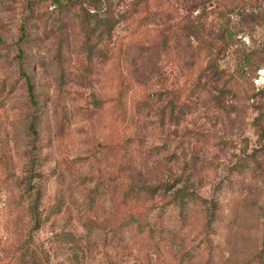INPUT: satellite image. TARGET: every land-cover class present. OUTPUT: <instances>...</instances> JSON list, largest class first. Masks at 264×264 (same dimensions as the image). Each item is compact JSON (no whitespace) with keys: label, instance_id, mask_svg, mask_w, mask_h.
Returning <instances> with one entry per match:
<instances>
[{"label":"rangeland","instance_id":"374dc122","mask_svg":"<svg viewBox=\"0 0 264 264\" xmlns=\"http://www.w3.org/2000/svg\"><path fill=\"white\" fill-rule=\"evenodd\" d=\"M0 264H264V0H0Z\"/></svg>","mask_w":264,"mask_h":264},{"label":"trees","instance_id":"16d2710c","mask_svg":"<svg viewBox=\"0 0 264 264\" xmlns=\"http://www.w3.org/2000/svg\"><path fill=\"white\" fill-rule=\"evenodd\" d=\"M20 52V51H19ZM20 54H21V52H20ZM31 126V125H30ZM30 131L32 132V133H34V131H33V128H30ZM132 226H134V228L138 231H140V230H142V227H143V225L142 224H140V222H139V219H133L132 220Z\"/></svg>","mask_w":264,"mask_h":264}]
</instances>
